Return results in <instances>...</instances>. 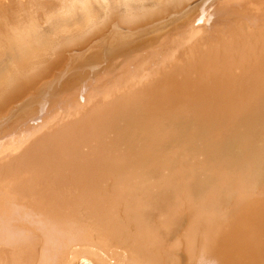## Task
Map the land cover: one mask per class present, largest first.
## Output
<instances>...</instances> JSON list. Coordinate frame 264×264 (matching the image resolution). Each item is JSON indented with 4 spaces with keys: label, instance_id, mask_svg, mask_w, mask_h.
<instances>
[{
    "label": "bare ground",
    "instance_id": "obj_1",
    "mask_svg": "<svg viewBox=\"0 0 264 264\" xmlns=\"http://www.w3.org/2000/svg\"><path fill=\"white\" fill-rule=\"evenodd\" d=\"M0 264H264V0H0Z\"/></svg>",
    "mask_w": 264,
    "mask_h": 264
}]
</instances>
